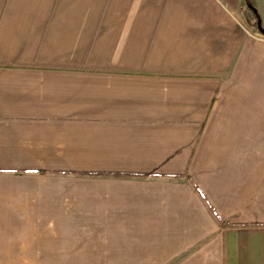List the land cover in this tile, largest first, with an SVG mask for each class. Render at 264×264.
I'll list each match as a JSON object with an SVG mask.
<instances>
[{"label": "crops", "instance_id": "1", "mask_svg": "<svg viewBox=\"0 0 264 264\" xmlns=\"http://www.w3.org/2000/svg\"><path fill=\"white\" fill-rule=\"evenodd\" d=\"M243 2L0 0V264H66L70 217L106 218L91 242L122 264H264V0Z\"/></svg>", "mask_w": 264, "mask_h": 264}, {"label": "rangeland", "instance_id": "2", "mask_svg": "<svg viewBox=\"0 0 264 264\" xmlns=\"http://www.w3.org/2000/svg\"><path fill=\"white\" fill-rule=\"evenodd\" d=\"M245 13L249 20L253 22V18L251 16L250 11L244 7ZM254 25V23H253ZM260 38L264 39V36L259 34ZM67 219V225H76L77 231L81 232H75L72 234H66V235H72V237L79 238L81 237V240L78 241H72L68 240L67 242H60L59 245L61 247V250H65L66 255L63 260H67L66 264H122L123 258H122V251L123 249L117 245L116 247L110 246V243L103 240L102 237L99 239L98 242H91L90 236H91V230L96 229L97 227L99 229H105L104 227L106 224V218H98V223L95 224V226L92 228L90 225V220L97 219V218H90V217H83V218H66ZM102 222V223H101ZM70 228V227H69ZM105 236L106 234H99ZM73 239V238H72ZM109 246V247H108ZM78 253V254H77Z\"/></svg>", "mask_w": 264, "mask_h": 264}, {"label": "trees", "instance_id": "3", "mask_svg": "<svg viewBox=\"0 0 264 264\" xmlns=\"http://www.w3.org/2000/svg\"><path fill=\"white\" fill-rule=\"evenodd\" d=\"M243 6L244 7H246V8H250V7H252V8H254V9H256V7H255V5L253 4V0H244V2H243ZM256 16H257V13H256ZM259 23H261V21L258 19L257 20ZM263 28V27H262ZM263 30H264V28H263Z\"/></svg>", "mask_w": 264, "mask_h": 264}, {"label": "water", "instance_id": "4", "mask_svg": "<svg viewBox=\"0 0 264 264\" xmlns=\"http://www.w3.org/2000/svg\"><path fill=\"white\" fill-rule=\"evenodd\" d=\"M249 9H250L254 14L256 13V10H255L254 8L250 7ZM257 29H258L259 33L262 34V35L264 36V30H263V28H262L261 23H259L258 21H257Z\"/></svg>", "mask_w": 264, "mask_h": 264}]
</instances>
